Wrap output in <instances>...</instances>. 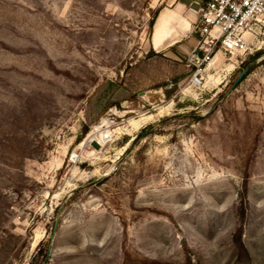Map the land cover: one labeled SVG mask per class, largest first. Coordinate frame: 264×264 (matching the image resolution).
Masks as SVG:
<instances>
[{
  "label": "rangeland",
  "instance_id": "rangeland-1",
  "mask_svg": "<svg viewBox=\"0 0 264 264\" xmlns=\"http://www.w3.org/2000/svg\"><path fill=\"white\" fill-rule=\"evenodd\" d=\"M196 2L0 0V264H264V49L145 59Z\"/></svg>",
  "mask_w": 264,
  "mask_h": 264
},
{
  "label": "built area",
  "instance_id": "built-area-1",
  "mask_svg": "<svg viewBox=\"0 0 264 264\" xmlns=\"http://www.w3.org/2000/svg\"><path fill=\"white\" fill-rule=\"evenodd\" d=\"M197 1L191 30L196 45L186 59L187 66L194 68L190 82L195 85L217 55L231 60L264 49V0Z\"/></svg>",
  "mask_w": 264,
  "mask_h": 264
},
{
  "label": "crops",
  "instance_id": "crops-1",
  "mask_svg": "<svg viewBox=\"0 0 264 264\" xmlns=\"http://www.w3.org/2000/svg\"><path fill=\"white\" fill-rule=\"evenodd\" d=\"M170 11L171 16L174 17L175 21L172 22L171 20L165 24L163 29L161 30L159 39H158V45L155 46L153 42V36H154V30H155V24L153 28V32L151 35V46L152 49L155 51H159L160 49H172L176 46V50L182 54V57L185 55H188L195 47L196 45V39L193 36L187 37L189 34L191 26L194 24V22L197 20V10L190 9L186 16H182L181 13L177 10H168ZM160 16V15H159ZM158 16V17H159ZM170 16V17H171ZM157 17V18H158ZM167 21L168 16H165ZM170 53L172 50L169 51ZM170 53H168L170 55ZM173 54V52H172Z\"/></svg>",
  "mask_w": 264,
  "mask_h": 264
},
{
  "label": "trees",
  "instance_id": "trees-1",
  "mask_svg": "<svg viewBox=\"0 0 264 264\" xmlns=\"http://www.w3.org/2000/svg\"><path fill=\"white\" fill-rule=\"evenodd\" d=\"M159 54H156L154 52V50H150L145 56V59L147 58L148 60L152 59V58H155V59H160L161 57L158 56ZM255 58V57H254ZM167 62L171 63V64H175V61L173 60H166ZM176 65V64H175ZM190 73H192L194 71V68H191L190 70ZM183 78V75L179 76V77H176V78H173L171 79V83L172 85H175L179 80H181ZM171 85V87H172ZM128 89L127 88H123L122 90V96L121 98L122 99H126L128 98ZM106 96V106L105 108L101 111L104 112L107 108H111V107H116V108H119V103H120V99L119 98V94H118V85H115V84H111L106 92V94L104 95ZM101 105V104H100ZM100 113V115H101ZM88 129L87 128H84V134L87 133Z\"/></svg>",
  "mask_w": 264,
  "mask_h": 264
},
{
  "label": "bare ground",
  "instance_id": "bare-ground-1",
  "mask_svg": "<svg viewBox=\"0 0 264 264\" xmlns=\"http://www.w3.org/2000/svg\"><path fill=\"white\" fill-rule=\"evenodd\" d=\"M171 14L172 13H170V11H167V12L161 13L160 16L157 18V21H156V24H155L154 36H153V42H154L155 46L158 45V39H159L161 30L163 29L165 24L168 22V20L169 21L171 20L172 22L175 21L174 17H172ZM165 16H168V19H167L166 22H165V20H166ZM217 56H219V55H217ZM216 57L212 60V62L216 59ZM212 62H211V64H212Z\"/></svg>",
  "mask_w": 264,
  "mask_h": 264
},
{
  "label": "water",
  "instance_id": "water-1",
  "mask_svg": "<svg viewBox=\"0 0 264 264\" xmlns=\"http://www.w3.org/2000/svg\"><path fill=\"white\" fill-rule=\"evenodd\" d=\"M246 71L243 70L240 72V74L238 75V77L236 78L235 82L233 83L231 89H233L236 85H238L240 83V81L243 79L244 75H245Z\"/></svg>",
  "mask_w": 264,
  "mask_h": 264
}]
</instances>
